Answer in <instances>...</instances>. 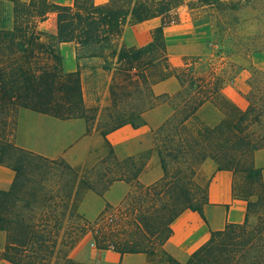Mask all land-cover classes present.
I'll list each match as a JSON object with an SVG mask.
<instances>
[{"label":"trees","instance_id":"1","mask_svg":"<svg viewBox=\"0 0 264 264\" xmlns=\"http://www.w3.org/2000/svg\"><path fill=\"white\" fill-rule=\"evenodd\" d=\"M262 1L109 0L99 6L94 0H75L73 6L49 0L16 1L12 29H0V109L7 110L8 118L14 117L12 124L0 121V163L16 174L11 190L0 192V230L8 236L0 259L11 264H80L70 258V252L89 232L94 233L98 223L77 212L73 200L82 197L79 182L86 191L100 195L115 182H136L122 204L130 212L129 225L115 234L95 230L101 241L99 249L119 254L154 253L170 239L171 225L182 212H198L205 219L208 189L197 178L204 164L213 161L218 170L244 174L247 181L262 188V196L245 195L234 185V195L248 202V215L257 208L258 222L250 226L247 218L242 224H228L224 230L212 232L188 262L170 257V264H264L263 170L254 165L256 151L264 148V69L251 70L246 82L249 105L243 111L225 96L226 72L212 57L184 56L176 66L165 37L166 28L179 24L177 11L183 5L192 11L216 8L224 13L249 6L257 9L255 4ZM50 12L57 14L58 33L45 40L38 24ZM130 16L134 23L160 19L146 46L119 47ZM61 43H76L78 55L84 58L103 59L105 71L117 59L110 86L114 106L117 87L122 94L135 82L146 89L149 107L102 124L99 130L106 140L125 125L144 124L143 114L150 110L165 104L172 108L171 116L153 131L154 149L164 170L160 181L147 187L140 184L138 178L147 161L120 160L112 147L79 181L78 172L64 159L44 158L17 147L10 139L16 116L24 109L62 120L84 118L89 124L84 81L79 71L64 72L57 51ZM101 76L95 71L91 90L100 86ZM170 79L177 80L179 90L156 94L153 87ZM102 85L106 87L105 80ZM209 104L214 111L205 121L200 112ZM100 169L105 173L95 174ZM62 183L57 190L48 187ZM255 196L258 200L254 202L250 197Z\"/></svg>","mask_w":264,"mask_h":264},{"label":"crops","instance_id":"2","mask_svg":"<svg viewBox=\"0 0 264 264\" xmlns=\"http://www.w3.org/2000/svg\"><path fill=\"white\" fill-rule=\"evenodd\" d=\"M16 1L29 2L30 0H0V29H12ZM49 1L64 6H73L75 2V0ZM94 2L99 6L106 4L109 0H94ZM160 24V19L134 23L132 17H128L119 40V47L146 46L152 40L153 30ZM38 31L46 40L57 36V14L50 12L46 20L38 24ZM57 51L63 59L64 72H80L85 84V102L86 87L89 88L94 83L95 71L101 75L106 74L109 79L107 81L109 88L116 74L117 59L113 61L112 67L105 71L103 59L84 58L78 55L76 43H61L57 46ZM173 80L176 79L156 84L153 87L155 93L177 92L179 84L176 83L177 80ZM2 112L0 110V116H2L0 120L5 114ZM171 114L172 108L169 105L168 108L162 105L143 114L147 122L143 127L125 125L110 133L106 140L97 129H90L84 118L62 120L24 109L20 110L16 116L10 139L17 147L44 158L64 159L78 172L79 181H81L88 168L97 165L109 155L111 147L120 160L129 157L140 158L148 153L153 154L155 151L153 131L159 128ZM254 165L263 170L264 176V148L256 151ZM203 170L210 171L207 182L209 203L204 207L205 219L198 212L191 210L182 212L171 225L173 234L170 239L154 253L119 254L112 249H96L95 251L88 247L89 235L87 234L71 250L70 258L80 264H170V257L182 263L188 262L190 257L210 240L212 232L222 231L228 224H242L248 218V202L234 195V174L230 171L218 170L213 161L206 162L202 167ZM163 177L164 170L159 157L154 155L140 174L138 182L147 187ZM15 178V172L0 163V192L10 191ZM135 186L136 182L118 181L104 195L89 190L79 200L75 198L73 202H76L77 212L81 216L94 222L100 218L107 207L115 208L122 205ZM7 245V233L0 230V251H4ZM0 264L11 263L0 259Z\"/></svg>","mask_w":264,"mask_h":264},{"label":"rangeland","instance_id":"3","mask_svg":"<svg viewBox=\"0 0 264 264\" xmlns=\"http://www.w3.org/2000/svg\"><path fill=\"white\" fill-rule=\"evenodd\" d=\"M225 1L229 2L231 0ZM255 7L257 9L249 6L239 12L229 11L222 13L216 8L192 11L186 5H183L177 11L179 24L165 30L168 54L171 62L174 65H181L184 56L212 57L224 69V72H226L227 84L224 88L225 96L243 111L249 105L246 98L249 88L246 82L250 77V72L254 67L264 69V44H262V41H264V19L261 17L264 15V1L256 3ZM255 44L256 46H254ZM255 50H260L261 52L254 54ZM185 51L189 53H183ZM114 78L110 86L114 83ZM103 80L106 83L109 80L106 74H102L100 77L101 84L97 87L98 89L94 88L91 90L90 87H86L85 102L86 113L90 120L88 126L90 129H97L100 134L99 128L102 124H110L113 120L124 114L149 107L146 89L140 86L138 82H135V86L127 85L125 94H122L120 88L118 89L117 87V104L114 106L111 99L110 86L108 88V85H106L103 88ZM176 83L178 82L176 81ZM163 106L168 108V104ZM0 110L3 111L2 113H5L1 120L6 119L12 124L14 117L7 119V110ZM213 111V106L209 104L200 112V117L205 121H209V117ZM93 117H96V120H92ZM142 119L144 124H147L146 120L144 118ZM144 124L140 123L137 127H143ZM154 155L158 156L156 151L151 155L148 153L143 157L135 159L138 161L145 160L148 163ZM91 168L93 166L88 168L83 176ZM209 172V170L202 171V169L199 172L197 179L204 187L208 182ZM97 173L103 174L105 171L100 169L99 171H95V174ZM63 184H50L48 187L50 189L55 187L57 190ZM234 185L245 195H263L262 188L257 183L247 181L244 174L239 173L234 175ZM77 189L80 197L86 192L80 182L78 183ZM250 199L255 202L258 200V197H250ZM136 214L138 217L142 216L140 213ZM111 215L114 217L113 222L107 220V217ZM130 218V212L126 208H122V205L115 208L107 207L106 211L101 214L100 221L91 222L98 223V226L95 225V228H93L94 233H88V247L96 251L101 246V241L95 230L103 232L110 231L112 234L119 233L126 230L125 226L129 225ZM258 218V210L255 208L253 213L248 215L249 225L255 226ZM91 242L95 245L93 246ZM64 250L66 251V248Z\"/></svg>","mask_w":264,"mask_h":264},{"label":"built area","instance_id":"4","mask_svg":"<svg viewBox=\"0 0 264 264\" xmlns=\"http://www.w3.org/2000/svg\"><path fill=\"white\" fill-rule=\"evenodd\" d=\"M107 220L109 221V222H113L114 221V217L111 215V216H108L107 217ZM93 246L95 245L94 243L92 244Z\"/></svg>","mask_w":264,"mask_h":264}]
</instances>
